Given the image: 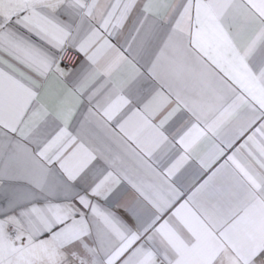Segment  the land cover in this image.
<instances>
[{
	"label": "snow or ice",
	"instance_id": "obj_1",
	"mask_svg": "<svg viewBox=\"0 0 264 264\" xmlns=\"http://www.w3.org/2000/svg\"><path fill=\"white\" fill-rule=\"evenodd\" d=\"M0 264H264V0H0Z\"/></svg>",
	"mask_w": 264,
	"mask_h": 264
},
{
	"label": "crops",
	"instance_id": "obj_2",
	"mask_svg": "<svg viewBox=\"0 0 264 264\" xmlns=\"http://www.w3.org/2000/svg\"><path fill=\"white\" fill-rule=\"evenodd\" d=\"M70 50H72V49H70ZM72 51H74V50H72ZM76 54H77V56L79 55L78 53H76ZM80 59H82V57H80ZM62 66H66L67 68L74 67L73 63L72 64H68V63H65V62H64V64ZM184 119H187L186 115L178 114V116L176 118H174L173 127H178L183 122ZM206 148H207V145H202L201 146V151L206 150ZM191 173H192V169L191 168L183 170L182 173L180 174L181 175V179L184 180V181L189 180L190 176H191ZM129 195H132V193L129 192Z\"/></svg>",
	"mask_w": 264,
	"mask_h": 264
},
{
	"label": "built area",
	"instance_id": "obj_3",
	"mask_svg": "<svg viewBox=\"0 0 264 264\" xmlns=\"http://www.w3.org/2000/svg\"><path fill=\"white\" fill-rule=\"evenodd\" d=\"M69 55L77 56L76 52H74V51H72V50H69ZM65 63L72 64V63L69 62V61H65Z\"/></svg>",
	"mask_w": 264,
	"mask_h": 264
}]
</instances>
